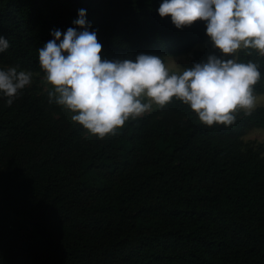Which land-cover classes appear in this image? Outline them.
<instances>
[{"label":"trees","instance_id":"obj_1","mask_svg":"<svg viewBox=\"0 0 264 264\" xmlns=\"http://www.w3.org/2000/svg\"><path fill=\"white\" fill-rule=\"evenodd\" d=\"M162 0H0V65L45 75L38 50L85 9L102 58L178 57L206 23L177 29ZM217 49L197 51L185 68ZM259 62L264 93V58ZM48 93L0 94V264H264V107L229 127L173 100L100 139L56 117Z\"/></svg>","mask_w":264,"mask_h":264},{"label":"clouds","instance_id":"obj_2","mask_svg":"<svg viewBox=\"0 0 264 264\" xmlns=\"http://www.w3.org/2000/svg\"><path fill=\"white\" fill-rule=\"evenodd\" d=\"M162 18L171 17L177 29L198 21L221 55L174 71L162 57L139 54L131 59H103L97 31H91L86 10H78L66 32L55 29L54 39L39 50L50 103L72 113L71 119L100 139L117 135L126 122L137 120L173 100L188 105L209 127L232 126L243 113L250 116L260 98L255 86L261 81L259 62L240 61V53L264 58V0H162ZM10 47L0 35V53ZM33 72L19 65L0 68V94L13 102L30 86Z\"/></svg>","mask_w":264,"mask_h":264},{"label":"rangeland","instance_id":"obj_3","mask_svg":"<svg viewBox=\"0 0 264 264\" xmlns=\"http://www.w3.org/2000/svg\"><path fill=\"white\" fill-rule=\"evenodd\" d=\"M213 46L211 44V41L208 40L204 44H199L194 47V49L185 55H181L178 57H167L165 59V63L169 66L173 67L174 71H179L182 68H185L186 64L192 59L193 55L197 51H203L207 49H212ZM5 67L0 65V68ZM51 85L47 84L45 80V75H39V74H33V81L30 86H28V90L31 93L34 94H42V93H48L49 90H51ZM260 100H258V106L257 107H264V93L263 94H256ZM62 110V114H56V117H61L64 120H71L72 113L66 109H64L62 106H60ZM154 109L155 106H154ZM153 109V110H154ZM74 122V121H73ZM243 141L246 144H250L252 146H262L264 148V129H251L246 132V134L243 136ZM27 264H30L29 262Z\"/></svg>","mask_w":264,"mask_h":264}]
</instances>
